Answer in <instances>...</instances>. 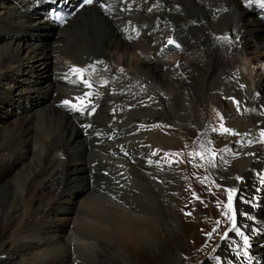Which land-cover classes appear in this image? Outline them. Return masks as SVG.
<instances>
[{
	"label": "bare ground",
	"instance_id": "6f19581e",
	"mask_svg": "<svg viewBox=\"0 0 264 264\" xmlns=\"http://www.w3.org/2000/svg\"><path fill=\"white\" fill-rule=\"evenodd\" d=\"M41 1L0 0V103H27L32 92L49 95L48 113L59 120V136L41 152L34 143L40 115L24 113L15 123H0V142L7 145L13 137L11 145L0 146V192L28 169L20 200L5 215L0 261L109 264L115 250L128 259L142 244L163 254L162 226L171 228L162 203L166 173L178 182L190 177L181 215L167 208L170 224L183 227L180 238L193 227L191 212L181 205L193 207L196 197H210L198 193L196 180L203 183L197 165L183 171L195 142L220 184L230 185L234 175L245 180L240 193L245 203H235L238 226L255 245L239 253L230 234L218 253L232 264L254 262L264 245V78L253 76V62L264 67V8L257 0H101L106 10L91 5L60 26L35 12ZM46 30L53 32L49 45L28 39ZM172 35L180 49H169ZM14 68L16 74H10ZM73 68L85 70L82 78ZM65 100L87 107L73 110ZM133 174L152 184L141 179L144 190L134 191ZM78 189L85 192L82 200L74 198ZM98 192L108 194L107 202L92 198Z\"/></svg>",
	"mask_w": 264,
	"mask_h": 264
},
{
	"label": "rangeland",
	"instance_id": "374dc122",
	"mask_svg": "<svg viewBox=\"0 0 264 264\" xmlns=\"http://www.w3.org/2000/svg\"><path fill=\"white\" fill-rule=\"evenodd\" d=\"M42 2H43V0L40 2V5L36 4L35 12L36 13L45 12L46 16L48 17L49 10L47 8H45V6L42 4ZM96 8L99 9V5H97ZM32 12H33V10H32ZM58 30H59L58 27H54V31H58ZM35 33H37V32H33L34 35L29 36L28 39H31L34 41L43 40L46 45H49L52 42V40L54 39L52 37L53 32L50 30H46V32L44 34L40 33L41 34L40 36H37ZM262 33H264V31H262ZM6 37H7V35H6ZM6 37H4V38H6ZM170 50L174 51L175 49H170ZM253 67H254L253 76L258 77V78H264V67L257 65L255 62H253ZM13 73L16 74L15 68L12 69V73H10V74H13ZM37 73H39V72H36V74ZM47 76L48 77L49 76H56V74L51 73V75H50V73H49V74H47ZM47 76L44 78H47ZM36 95H39V94H37L36 92H32L28 98L29 102H27V103H24L23 101H16V104H13V103H10L7 101L1 102L0 103V123L7 122V121L10 122V124L13 122L15 123L16 120L18 119V116L19 115L22 116V115H24V113H30V114L34 113V115H40L41 118L39 116L35 120L36 122H34L35 136H37L34 138V141L36 140L34 143L36 144V146L39 148V151L41 152V151L46 150L45 148L50 147V139H54V138H57L59 136V133H58L59 132V129H58L59 128V120L50 117V114L48 113V109L50 110V105H51L50 102L52 101V97H50L49 95H43L42 97H39ZM33 96H35V97H33ZM47 105H49V106L47 107ZM19 107H21L24 112L22 111V112L18 113ZM36 110H38V111H36ZM44 110L47 111L46 116L42 115V113H43L42 111H44ZM45 111H44V114H45ZM207 111H208V124H209V127H211L212 114L210 113L209 107H208ZM222 118L225 119L223 114H222ZM12 120H13V122H12ZM224 122L228 126H230L228 124L227 120H224ZM54 126H55V128H54ZM51 128H52V130H51ZM167 129H170V128H167ZM225 129H229V127L225 128ZM224 130H223V132H224V134H226ZM50 131L52 134L50 133ZM132 137H136V136L133 135ZM10 138H12V139H10ZM10 138L9 137L7 138V139H9V142L7 143V145L5 143L6 141L2 142L5 140L4 139L1 141L3 145L0 144V146L6 147V146L11 145L13 142L12 141L13 137L11 136ZM227 139H228V137L226 135V141L224 144H228ZM192 144H193L192 148L190 149L191 153L187 157V165H185L186 168L183 169V171H186L187 169L192 170L191 165H193L195 167L197 165V169H198L197 174L198 175L200 174V178L202 177L201 180L203 183V186H201L200 184H198L199 182L196 180V187H197L198 193L200 195H202L201 197H204L203 195L210 196V197L206 200L199 199L200 196L196 197L198 199V201H197V203H195L193 205V207H192L190 202L181 205L182 208L184 207L186 210H189L191 212L190 213L191 214L190 219H188L190 221H188V223L189 224L191 223V227L192 226L193 227L191 228V231L189 232L188 237L180 238L182 236V233H183V227L181 225V229H179V228L177 229L174 225L175 223L172 220H171V224H170V220L168 219L170 217V211L167 208H170V210L177 212V214L179 213L178 208L181 204V200L183 198H185V196H187V194H188V190H187L186 186L190 182V177L184 178L183 181L178 182L175 178H173L171 176L170 173H168V175L166 173V176H164V178L162 179V182L164 185V190H165V195H164V198L162 199V203H163L164 208H165V215L164 216L167 218V220L165 222L171 228L165 229L163 226H162V228L165 232L164 236L166 239L165 243H166L167 249L165 250V252L163 254H159L158 249L156 247H150L148 245L142 244L140 249H138V251L135 252V255H133V254L131 255L129 253L130 258H128V259H127V255H124L121 252L117 256L118 251H116L114 249L115 250L114 252H116V254L111 255L110 258L107 259L109 264H140L138 262V257H137L138 255H140L141 258L146 261L145 264H153V261L155 258H159L160 264H204L206 259H210V260L214 259L213 260L214 264H232L230 262H227V261H224L223 259H221L220 254L218 253V247L221 243H225L228 241V236L230 234H234V241H232L234 244L238 243V237L236 236V234L241 236L240 235L241 231L238 227L239 212H238L237 207L235 205L237 204L236 203L237 200L242 202V203H245V200H244L243 196L241 195L242 194V186H243L245 180L243 177H239V179H237L238 176L234 175L230 179V181H231L230 185L220 184L215 179V176H214V175H216L215 171H213V170L211 171L208 167L204 166V161L206 158L205 153H202V149L199 148L197 146V144H195V142H192ZM180 145H184V144L180 143ZM180 145H179V148H183ZM206 148L208 151L212 150V146H210L208 143L206 144ZM206 155H208L209 158L216 157L214 152H212V155L210 154V152H208V154L206 153ZM211 161H212V159H210V162ZM172 162L175 165H178L177 158H173ZM28 165L34 168V162L33 161H29ZM26 170H27V172H26ZM22 172H23V175H22V173L16 175L13 179H11V181H9L10 183L8 185L3 186V188H5V190L0 192V245L2 244V242L6 236V234H5V223H6L5 215L19 202V200H20L19 189H21V184L27 176L28 169H23ZM234 173H235V171H234ZM189 174H191V171L188 172V175ZM220 174L221 173H219V175ZM133 177H132V183L134 184L133 189H134V191H137L139 193H141V189H143V187H144L143 181H148V182H150V184H152V181L150 179H147L144 176H143V178H142V176H140V178H139L138 176L136 177L133 174ZM152 178L154 179V177H152ZM168 178H169V180H168ZM203 179L205 180V182L203 181ZM141 182H142V184H141ZM236 182H237V184L234 188L233 185ZM204 183H205L207 188L205 187ZM141 185H142V188L137 189V187H141ZM15 186H16V188H15ZM139 189H140V191H138ZM199 189H201V190H199ZM226 189H235L236 190L234 193L231 194L232 195V201H231L230 208L228 207V205H229V193L225 191ZM84 194H85V192L83 189H78L74 193V198L76 197L75 199L82 200L86 196ZM105 195L108 196V194L98 192L94 196H92V198L95 201H97L98 203L107 202V200L103 197ZM143 201H144V203L147 202V203H145L146 205L148 204V201H146L144 199H143ZM149 202H150V200H149ZM150 203L152 205H154L153 202H150ZM202 203H203V205H202ZM212 203L215 205V211L214 212L212 211L213 213L210 214L209 211L211 209ZM151 204H149V206H151ZM189 205H190V208H187ZM116 207H118V206H116ZM150 208H152L151 211L153 212L154 215H156V213H157V214H159L160 219H162V213L160 212L158 207L151 206ZM83 214H85V213L81 212L80 217L86 218V216ZM81 215H83V216H81ZM181 222H182V219H181ZM181 222L178 221L179 224ZM192 224H194V225H192ZM235 230H236V233H235ZM171 233L173 235H171ZM235 245H237V244H235ZM190 247H191V251L189 252L187 250ZM185 252L188 253V256L184 255ZM238 252H239V249H238ZM126 259H127V262H126ZM0 264H19V263H16L13 260H5L2 262L0 261ZM84 264H92V263L87 260L84 262ZM141 264H143V263H141ZM250 264H264V245L262 246L261 254L259 255V257L256 258L255 261L251 262Z\"/></svg>",
	"mask_w": 264,
	"mask_h": 264
},
{
	"label": "snow or ice",
	"instance_id": "6c2138e0",
	"mask_svg": "<svg viewBox=\"0 0 264 264\" xmlns=\"http://www.w3.org/2000/svg\"><path fill=\"white\" fill-rule=\"evenodd\" d=\"M257 2H258V4H259L260 7L264 8V0H257ZM83 3H84V4H89V5H90V4H93V3H94V0H83ZM100 6H101L102 8L104 7L103 4H101ZM218 39L229 40L228 37H219ZM167 44H168V45H173V46H175V47H179V45H178V44H175V42H174L173 40H171V39H169V40L167 41ZM84 71H85V70H83V69H76V68H73V69L70 70L71 73H80V74H81V78H82V76H83V72H84ZM83 82L85 83V85H86L87 87H91V85L88 84L87 81H83ZM76 99H77L78 101H81V102L84 100L83 97H79V98H76ZM63 103H64L65 105L69 106L70 108H72L73 110H77V111H81V110H83L84 108L87 107V104H86V103H81L79 106H78L77 104H72V103H70V101H68V100H65ZM224 131H225V132H228V131H230V130H229V129H225ZM233 134H235V133H233ZM261 135L264 136V131L261 132ZM237 179H239V177H238ZM225 191L229 193V205H228V207L230 208L231 201H232V195H231V194L234 193L236 190H235V189H226ZM234 226H235V225H234ZM244 242H245V245H246L247 242H248V241H247V237H245Z\"/></svg>",
	"mask_w": 264,
	"mask_h": 264
}]
</instances>
